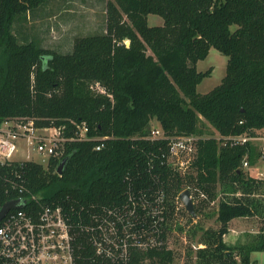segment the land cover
<instances>
[{
  "label": "trees",
  "instance_id": "1",
  "mask_svg": "<svg viewBox=\"0 0 264 264\" xmlns=\"http://www.w3.org/2000/svg\"><path fill=\"white\" fill-rule=\"evenodd\" d=\"M49 2L0 0V123L35 117L38 126H65L64 136L75 137L48 166L26 161L31 190L44 201L69 195L82 203L116 204L124 199L127 176L148 186L161 172L172 197L187 184L209 194V201L195 204L196 215L221 196L220 227L204 230L196 264H256L252 252L264 251V179L243 167L245 156L256 164L254 143L224 144L208 131L204 136V128L208 123L220 137L257 136L264 129V0H107L106 28L75 37L68 52L20 41L15 32L19 21ZM149 14L162 16L163 24L150 25ZM212 47L228 57L226 74L200 93L197 86L210 70L199 71L196 63ZM82 122L89 127L85 140L75 135ZM153 128L167 137L199 136L195 174L186 179L169 167L159 169L157 157L149 171V154L168 143L148 139ZM103 136L108 138L97 150ZM255 215L262 221L258 246L225 241L234 218ZM174 258L172 249H163L136 252L133 262L170 264Z\"/></svg>",
  "mask_w": 264,
  "mask_h": 264
},
{
  "label": "built area",
  "instance_id": "2",
  "mask_svg": "<svg viewBox=\"0 0 264 264\" xmlns=\"http://www.w3.org/2000/svg\"><path fill=\"white\" fill-rule=\"evenodd\" d=\"M96 85L99 86L97 91L105 93L101 85ZM64 132L65 126H38L31 117L6 118L0 123V204L18 200L20 205L10 209L0 221V264H134L136 252L173 250L169 245L171 234L176 233L178 219L187 211L180 199L183 190H190L194 204L210 200L205 190L192 184L172 197L161 172H156L148 186L138 187L136 181L127 176L124 199L116 204L82 203L69 195L44 201L29 187L25 164L35 161L48 166L52 157L61 158L65 154L64 143L75 138H66ZM88 132L85 122L77 124L76 138L88 139ZM107 138H98L101 143L96 146L97 150L104 146ZM147 138L168 140L166 149L159 147L158 154H149V171L155 168L152 161L157 157L159 169L169 167L186 179L192 172L195 174L193 163L199 136L167 137L163 129L153 128ZM218 139L236 146L254 142L260 136L244 133ZM24 143L48 157L47 162H39L31 155L19 158ZM260 157L264 160V149ZM249 166L245 156L243 167ZM216 200L210 204H215ZM204 246L199 243L194 247Z\"/></svg>",
  "mask_w": 264,
  "mask_h": 264
},
{
  "label": "rangeland",
  "instance_id": "3",
  "mask_svg": "<svg viewBox=\"0 0 264 264\" xmlns=\"http://www.w3.org/2000/svg\"><path fill=\"white\" fill-rule=\"evenodd\" d=\"M106 3L107 0H50L43 10H38L36 14H27V20L19 21L21 23L18 22L15 25V32L20 41L37 40L45 48L68 52L73 46L75 37L99 32L106 28ZM163 21L160 15H148L150 25L163 24ZM227 61L228 57L214 47L205 58L198 60L196 67L199 71L210 70V73L198 84V92L207 93L221 83L226 74ZM31 80L32 82L35 80L34 72L31 74ZM92 86L96 90L99 88L96 84ZM31 118L35 119V117ZM207 125L204 128L206 131L204 136L208 135L207 131L216 137L220 136L211 125L208 123ZM257 133L260 139L253 142L257 155L256 164L245 168V172L254 177L264 178V160L260 157L261 149H264V129ZM27 155L43 163L49 159L34 152L24 143L23 151L18 157L24 158ZM220 197L219 195L215 204H210L202 214L195 217H192L188 211L182 212V216L178 219L176 233L171 234L169 244L175 252L174 264H196L194 246L197 245V241L203 239L204 236L201 238V235L204 230L208 228L217 230L220 227L216 213ZM234 219L230 223V230L226 236L228 244L235 243V246L245 245L250 248L258 246L261 242L260 227L262 225L260 223L262 221L260 218L255 215ZM236 225L244 227L239 240L237 231L240 228ZM252 260L256 264H264V251H253Z\"/></svg>",
  "mask_w": 264,
  "mask_h": 264
},
{
  "label": "water",
  "instance_id": "4",
  "mask_svg": "<svg viewBox=\"0 0 264 264\" xmlns=\"http://www.w3.org/2000/svg\"><path fill=\"white\" fill-rule=\"evenodd\" d=\"M68 160V157H65L59 164L57 172L59 174L62 173L64 166ZM180 199L184 203L185 209L194 217L196 216L195 211V204L193 200L190 198V190L185 189L180 193ZM18 200H9L3 204V206L0 208V221L6 216V214L10 211L12 208L19 207Z\"/></svg>",
  "mask_w": 264,
  "mask_h": 264
},
{
  "label": "crops",
  "instance_id": "5",
  "mask_svg": "<svg viewBox=\"0 0 264 264\" xmlns=\"http://www.w3.org/2000/svg\"><path fill=\"white\" fill-rule=\"evenodd\" d=\"M234 220H235V219H234ZM230 223H231V222H230ZM238 224H239V223H238ZM236 226H237V228H240V230L237 231V233H238L239 236H238V238L236 237V238L239 240V239L242 237L241 233H242V231H244V227H242L241 225H236ZM229 230H230V229H229ZM227 235H228V234L225 235L224 239H225V241L228 243L227 238H226ZM236 238H235V240H237ZM232 244L235 245V243H232Z\"/></svg>",
  "mask_w": 264,
  "mask_h": 264
}]
</instances>
